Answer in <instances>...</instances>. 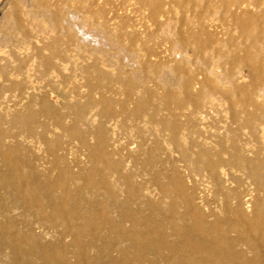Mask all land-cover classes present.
<instances>
[{"label": "rangeland", "instance_id": "obj_1", "mask_svg": "<svg viewBox=\"0 0 264 264\" xmlns=\"http://www.w3.org/2000/svg\"><path fill=\"white\" fill-rule=\"evenodd\" d=\"M243 57L264 68V0H0V126L15 133L4 141L30 149L39 171L54 180L59 169L40 139L43 128L38 124L28 133L11 122L27 104L38 109L47 100L57 117L41 114L38 122L47 125L49 138L59 140L55 151L75 172L92 164L84 139L94 144L102 127L110 149L123 150L126 163L140 173L137 181L143 176L156 189L155 174L166 177L176 170L198 197L219 206L225 189L214 181L216 170L221 187L242 177L237 190L244 201L251 204L258 194L264 205V184L256 185L244 161L264 164V73L242 63ZM168 93L172 98L166 102ZM140 98L148 100L138 107ZM171 122L177 125L175 140ZM63 125L75 126L83 137ZM212 160L219 163L215 170ZM2 166L0 158V171L7 167ZM21 193L0 186V264H24L13 251L15 234L72 251L77 236L93 250L85 257L100 251L94 247L100 237L73 236L60 218L34 203L41 199ZM162 224L170 228L168 221ZM109 256L122 255L108 249L95 258L99 264Z\"/></svg>", "mask_w": 264, "mask_h": 264}, {"label": "bare ground", "instance_id": "obj_2", "mask_svg": "<svg viewBox=\"0 0 264 264\" xmlns=\"http://www.w3.org/2000/svg\"><path fill=\"white\" fill-rule=\"evenodd\" d=\"M242 20L245 25V19ZM244 59L238 58V62H251H244ZM251 65L257 74L264 73L260 63L254 62ZM147 98H150L149 95ZM171 98L168 93L164 99L168 102ZM141 99L138 107L148 100L145 101V97L143 101ZM46 101L43 100L38 109L34 104H27L23 112L11 118V122L21 125L28 133H33L38 124L43 128L40 139L54 156L53 166L59 169V173L52 180L49 173L39 171L37 162L33 163L31 150L20 143L5 142L4 137L15 136V133L9 134L0 126V158L4 167L7 166H2L4 169L0 171V186L6 183L21 191V195H29L34 201L41 199L34 203L42 205V211L48 212V216L54 213L57 219L60 218L66 231L73 236L77 232L100 237V242L94 240L99 244H95V249L100 251L97 254L94 251L96 256L85 257L89 248L87 244L79 243L76 239L80 238L77 236L74 237L76 247L72 251L68 245L42 243L38 238L15 234L13 251L19 254L20 262L33 264V260L28 259L31 255L39 260V264H98L95 257L102 256L108 249H120L122 256L106 257L99 264H264L263 199L257 194L252 196L251 204L244 201L237 190L242 177L232 178L235 185L221 187L223 179L215 170L219 163L211 161L210 167L215 170L214 181L217 187L225 189L220 192L222 201L219 206L198 197L191 185L189 187L187 179L176 170L166 177L156 172L152 178L157 185L155 189L142 180L143 176L137 181L140 173L133 171V166L129 167L126 163L129 158L123 154L122 149V153L110 149V140L102 127L98 128L94 144L84 139L91 151L92 164L83 172H75L65 156H59L55 151L59 148V140L49 138L47 125L38 122L41 114L57 117L56 111L49 108ZM103 103L111 104V100L109 102L104 98ZM78 107L83 108L81 105ZM77 115L79 119L81 114ZM58 120L62 121L60 116ZM63 128L73 135L83 137L75 126L63 125ZM169 128L175 140L177 125L171 122ZM235 158L238 162L242 160L238 154ZM218 160L220 162L221 159ZM244 161L247 162L250 175H253L251 178L258 182L256 185L262 186L264 164L258 163L255 158ZM77 181L80 182V189L75 188ZM81 189L86 193L80 192ZM57 191L59 194H56ZM86 196L92 197L91 200L83 199ZM151 196L157 197L153 199ZM164 201H167V205ZM205 205L211 208L204 209L202 206ZM145 208L147 211L144 212ZM165 221L170 223V228L162 224ZM121 240L130 243V246H122ZM71 256L75 259H70Z\"/></svg>", "mask_w": 264, "mask_h": 264}, {"label": "crops", "instance_id": "obj_3", "mask_svg": "<svg viewBox=\"0 0 264 264\" xmlns=\"http://www.w3.org/2000/svg\"><path fill=\"white\" fill-rule=\"evenodd\" d=\"M241 25L244 26L242 23H243V20L240 21Z\"/></svg>", "mask_w": 264, "mask_h": 264}]
</instances>
